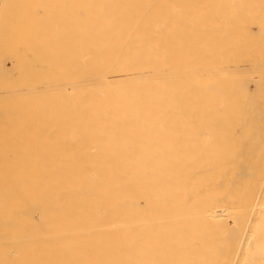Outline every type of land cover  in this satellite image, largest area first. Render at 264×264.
<instances>
[{
  "label": "bare ground",
  "instance_id": "1",
  "mask_svg": "<svg viewBox=\"0 0 264 264\" xmlns=\"http://www.w3.org/2000/svg\"><path fill=\"white\" fill-rule=\"evenodd\" d=\"M0 220V264H254L264 0H0Z\"/></svg>",
  "mask_w": 264,
  "mask_h": 264
},
{
  "label": "rangeland",
  "instance_id": "2",
  "mask_svg": "<svg viewBox=\"0 0 264 264\" xmlns=\"http://www.w3.org/2000/svg\"><path fill=\"white\" fill-rule=\"evenodd\" d=\"M255 229L257 234L256 237L260 238V242L254 246L252 255L249 259L254 261V264H264V225L256 227Z\"/></svg>",
  "mask_w": 264,
  "mask_h": 264
}]
</instances>
